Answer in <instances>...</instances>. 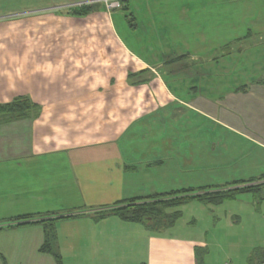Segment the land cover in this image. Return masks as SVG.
Listing matches in <instances>:
<instances>
[{
	"label": "crops",
	"instance_id": "obj_1",
	"mask_svg": "<svg viewBox=\"0 0 264 264\" xmlns=\"http://www.w3.org/2000/svg\"><path fill=\"white\" fill-rule=\"evenodd\" d=\"M244 44H239L242 48L237 50L243 51ZM226 54L222 52L221 57L210 55L203 59L199 55L187 56V60L192 61L191 76L182 75L179 70L166 71L168 60L165 64L159 61L155 65L140 58L133 71L144 75L140 79L192 78L199 89L189 86L188 97L174 94L168 86L157 91H164L168 100H174L199 115H202L201 106L197 101L203 97L212 112L202 116L222 126L225 132L264 149V79L253 84L227 86V75L232 71L226 66L221 72L214 66V63L225 61ZM188 55H191L190 51ZM200 59L209 61L210 65L195 66ZM14 65L16 69L20 66L19 63ZM9 67L5 65L0 71V107L19 97L31 99L33 105L23 116L0 108V264H67L61 248L73 257L70 264H217L208 254L210 243L205 233L209 230L204 234L201 231L200 235L197 230L187 235L164 233L139 222L124 220L114 213L95 219L96 213L110 210L122 200L146 197L124 195L126 186L134 183L131 177L139 176L137 187L143 188L152 182L143 183V180H152L153 174L159 176L153 182H163L164 175L167 176L163 168L170 156L145 149L132 150L129 145L137 138H131V142L126 139L129 129L143 116L140 106L147 101L145 93L147 99L157 101L158 106L169 107L164 99L160 98L159 102L156 97H150L151 88L129 83L125 87L107 89L103 86L85 87L79 80L83 77L68 72L49 76L51 86L41 88L42 91L26 88L28 91H23L21 81L24 78L10 73ZM93 75L95 79L104 78L103 72ZM130 76L129 73L127 80ZM174 88L178 93L184 89ZM131 91L141 98L132 100ZM141 135L144 134L139 135L137 142ZM144 139L146 143L145 136ZM127 144L128 149L124 150ZM251 174L243 180L264 176V172L260 176H255V172ZM259 183H264V179ZM263 190L264 184L258 197L254 195V201H249L257 206L255 212L248 208V212L256 214L252 221L257 224H262L256 212L264 203ZM239 195L227 201H234ZM194 200L199 201L192 199L188 202ZM222 204L208 205L217 207L213 211L215 227L222 223L218 221L221 214H217ZM55 214L64 217L56 222V234L48 238L45 219ZM24 216L29 217L21 218ZM234 218L240 219L236 215ZM178 220L172 228L176 229ZM195 223L196 220L192 222L194 226ZM62 228L65 230L63 234ZM59 235L64 236L65 242L58 244L59 250L56 251L54 246ZM48 241L51 251L46 252L42 248ZM200 250L206 253L200 256ZM257 250H261V254L254 257ZM235 257L231 256L230 261L222 264H235ZM236 260V264H264L263 238L247 243L242 256Z\"/></svg>",
	"mask_w": 264,
	"mask_h": 264
},
{
	"label": "rangeland",
	"instance_id": "obj_2",
	"mask_svg": "<svg viewBox=\"0 0 264 264\" xmlns=\"http://www.w3.org/2000/svg\"><path fill=\"white\" fill-rule=\"evenodd\" d=\"M86 4L98 5L99 8H92L87 15L70 13L74 7ZM227 43L230 46L223 48ZM239 44L246 46L241 52L237 50L242 48ZM234 47L236 51H232ZM189 51L191 55H188ZM222 52L227 53V59L214 63V66L221 72L226 66L228 71H232L227 75V86L253 84L264 79V0H0V71L9 65L10 73L24 78L21 81L23 91H28L25 88L42 91L41 88L44 90L51 86L49 76L68 72L83 77L79 80L85 87L103 86L107 89L125 87L126 83L149 87L152 89L151 98L156 97L159 102L160 98L164 99L169 106H158V102L148 100L145 93L147 101L140 106L143 116L126 135L130 142L131 138H137L129 145L132 150L145 149L170 156L163 168L167 176L164 175L163 182H153L159 178L153 173L152 180L144 181L145 178L140 176L143 183L153 182L143 188L137 187L139 176H133L131 181L134 183L126 186L125 196H150L188 188L214 187L243 180L253 175L252 172L255 176L264 172V149L236 134L225 132L222 126L204 117L212 112L206 99L202 97L200 102L197 101L202 116L181 107L174 100H168L164 91H157L168 86L174 94L188 97L189 86L199 88L189 77L192 75V61L186 57H221ZM140 58L155 65L168 60V64L164 63L166 71L179 70L189 78L140 79L144 75L133 71ZM202 59L194 65H210L209 61ZM16 63L20 64L18 69L14 65ZM95 72H103L104 78L95 79ZM129 73L132 77L127 80ZM222 80L220 82L224 83ZM174 87L184 89L179 94ZM131 92L132 100L141 98ZM141 133L144 135L137 142ZM144 136L148 140L146 143ZM123 148L127 150L128 144ZM253 196V193H242L236 200L226 201L218 207L217 214H221L218 221L222 223H216L217 227L213 225V211L217 207L195 200L185 203L180 207L183 216L176 229L169 227L158 231L187 235L197 230L200 235L201 231L204 234L209 230L205 234L210 243L208 254L211 261L222 264L236 256L233 261L236 264L247 243L264 240V203L256 212L262 221V224H257L252 221L255 213L248 212V208L256 211L257 206L249 204V201H254ZM129 204L132 203L124 201L113 208H124ZM235 215L240 219L234 218ZM63 217L55 214L45 219L51 237L56 234V222ZM195 220L194 226L192 222ZM61 230L63 234L64 229ZM59 236L54 246L56 251L59 250L58 244L65 242L64 236ZM62 250L64 261L70 264L73 257Z\"/></svg>",
	"mask_w": 264,
	"mask_h": 264
},
{
	"label": "trees",
	"instance_id": "obj_3",
	"mask_svg": "<svg viewBox=\"0 0 264 264\" xmlns=\"http://www.w3.org/2000/svg\"><path fill=\"white\" fill-rule=\"evenodd\" d=\"M92 4H86L85 6L82 7H74L72 11H70V13L72 12L79 15H87L91 13L93 9L98 10L99 6ZM230 43L224 44L223 48L229 47ZM172 61H174V59L171 60V63ZM168 62L169 61H167L166 64H168ZM32 105L33 102L31 99L27 97H19L16 98L11 103L1 106L0 108L4 111H8L9 113L23 116L28 113V111L32 108ZM263 179L264 176L260 178H251L250 180H237L232 183L218 187L203 186L199 188H188V189L177 190L165 194H153L146 197H138V198H131L128 200H122L115 205H118L124 201L126 202L128 201L129 203L132 204H129L124 208L123 207L111 208L110 210H104L102 212H98L95 214V219H100L107 216L108 214L114 213L115 215L120 216L124 220L139 222L155 231H158L161 228H169L175 225L176 221L183 214L180 207L192 199H198L199 201H201L203 204L206 205H220L225 201L232 200L236 198L237 195L245 192H251L255 195V197H258V195L260 194L261 186L264 184L259 182ZM256 181L258 182V184L253 185V183ZM225 187H231V188L228 189ZM217 188L219 189L216 190ZM157 198L163 200L159 202H155V201L149 203L146 202L147 200L157 199ZM169 209L172 210V212H168ZM28 217L29 216H24L21 218H28ZM49 234L50 231L48 230V238H50L51 236ZM42 250L46 252L51 251V246L49 244V241L46 242V245L42 248ZM205 253L206 251L204 250L199 251L200 256L204 255ZM260 254H261V250H257L256 253L254 254V257Z\"/></svg>",
	"mask_w": 264,
	"mask_h": 264
}]
</instances>
